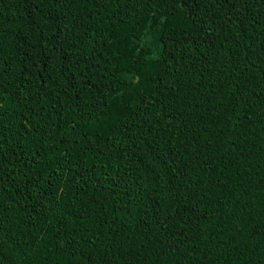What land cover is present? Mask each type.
I'll use <instances>...</instances> for the list:
<instances>
[{"label":"trees","instance_id":"trees-1","mask_svg":"<svg viewBox=\"0 0 264 264\" xmlns=\"http://www.w3.org/2000/svg\"><path fill=\"white\" fill-rule=\"evenodd\" d=\"M0 264H264V0H0Z\"/></svg>","mask_w":264,"mask_h":264}]
</instances>
